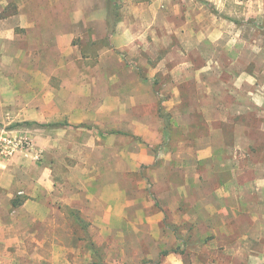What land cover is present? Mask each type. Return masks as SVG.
Segmentation results:
<instances>
[{"label": "rangeland", "instance_id": "obj_1", "mask_svg": "<svg viewBox=\"0 0 264 264\" xmlns=\"http://www.w3.org/2000/svg\"><path fill=\"white\" fill-rule=\"evenodd\" d=\"M113 10L108 35L106 0H0V129L30 143L0 160V264H91L90 243L102 264H264V0ZM210 130L239 147L218 177L244 184L226 203L256 250L192 221L216 186L192 151Z\"/></svg>", "mask_w": 264, "mask_h": 264}, {"label": "crops", "instance_id": "obj_2", "mask_svg": "<svg viewBox=\"0 0 264 264\" xmlns=\"http://www.w3.org/2000/svg\"><path fill=\"white\" fill-rule=\"evenodd\" d=\"M28 26H30V25H28ZM20 28H22V27H20ZM23 28H27V27L24 25ZM12 36L14 37V31L13 30H12ZM59 37L60 36H58V38ZM145 100H146V98H145ZM73 101H75V102H73ZM73 101H66V103H68L67 107L69 110L78 107L77 102H76L77 101L76 98L73 99ZM61 102H63V99ZM144 105H147V103H144ZM156 105H157V103H155V108H157ZM130 106H131V103H130ZM111 114L114 115V113H111ZM156 115H158L157 110H156ZM68 117H69L68 124H71V125L81 123V121H82L80 119H72V118H70V115H68ZM112 118H114V117H112ZM128 121L130 123L134 122L133 124L136 125V122H135L136 119L135 118H133V120H132V118H130ZM159 126H160V130H161L160 135H156L155 138L149 139V137H147L144 134L145 136L142 137V140H144L146 142H148V141L154 142L157 144H158V142L163 141L162 136H163V133L165 131V128H164V124L162 121L159 124ZM117 130H119L120 132H123V134H126V133L128 134L129 133L128 130H130L136 136H142L140 134H142V131H143V130H141V131L137 132L136 129L132 130L131 127H128V129H124V131L120 130V129H117ZM215 136L216 135L212 132V130H210V133H208L207 135H205L201 138H198V142H197L198 144L195 145L192 149V151L195 152V157L199 160L211 159V158L213 160L215 159L213 165L211 166L212 171L215 173V175L210 180H212L214 183H216V186H213L211 195H209V197H208V199L209 200L212 199V201H207L206 199H201L202 201H205V203H207L205 206H207L206 211L209 210V213L207 211L203 218H201L200 216L199 217H193L192 221L194 223L195 222H197V223L204 222L206 233H207V229H209V227L212 226L215 221H221V222H223V225L226 228H236L239 231L240 234L237 237V240L242 243V246L244 248H246V249L250 248L252 250H256V249H253L252 243L253 242L256 243L258 240H261L260 239L261 237H258L255 234H253V235L251 234V232L254 229L253 228L254 226L250 225L252 223L250 221H255L252 219L253 216H250L249 212H247V214H244V213H241V211L238 209H234L232 207H227L228 205L226 203V201H235L236 202V201H238V199H241L240 197H238V195L243 189H245L244 184L241 182L239 183V181L237 179L233 180L232 179L233 177L231 178V181L224 183L223 181H220V179L218 177L219 174L227 172L229 170V168H231V172H234L232 170H235V168L229 167L228 165H224V163H219V161L221 158H231L232 156H234L235 154L233 152L237 153L239 147H238V145L226 146V144H224L223 142L215 141ZM220 137H221V135H219L218 138H220ZM167 141H168V139H167ZM235 157H237V156L235 155ZM237 170L238 169H236L234 174L238 173ZM229 172H230V170H229ZM4 173H8V172L2 171V172H0V175H2ZM255 173H257L256 169H255ZM234 174H233V176H234ZM214 177H215V180H214ZM257 178H258V176H257ZM256 179L254 182H252L251 187H249L252 191L253 190L260 191V188L258 185L259 182H258V180L256 182ZM255 184H257V185H255ZM222 201H224V203ZM226 208H228L231 212V213H228L229 215L225 213L227 211ZM222 212L225 213V215ZM243 214L250 221H249V223H248V221H246V223H248V226H244V224L238 225V226H242V227L244 226L243 227L244 230H243V228L241 230L239 227L232 225V223H234V222L237 223L238 218H240V216H243ZM214 218H215V220H214ZM209 223H211V224H209ZM208 235L210 237H212V235H215V234L210 233Z\"/></svg>", "mask_w": 264, "mask_h": 264}, {"label": "built area", "instance_id": "obj_3", "mask_svg": "<svg viewBox=\"0 0 264 264\" xmlns=\"http://www.w3.org/2000/svg\"><path fill=\"white\" fill-rule=\"evenodd\" d=\"M29 147L26 138L0 129V160H8L18 152L27 151Z\"/></svg>", "mask_w": 264, "mask_h": 264}, {"label": "trees", "instance_id": "obj_4", "mask_svg": "<svg viewBox=\"0 0 264 264\" xmlns=\"http://www.w3.org/2000/svg\"><path fill=\"white\" fill-rule=\"evenodd\" d=\"M106 1H107V19H106V23L109 26L108 27V35H110L113 32V27L118 22V17H117L116 12L113 10L114 9V1H116V0H106ZM113 17H114V19H113ZM161 114L163 115V113H161ZM22 124L25 125V126H31L32 124H35V123L24 122ZM165 127H167V124H166ZM89 247H90V250L92 252V256L96 259L91 264H102L100 259H99L98 250L95 249L91 243L89 244Z\"/></svg>", "mask_w": 264, "mask_h": 264}]
</instances>
